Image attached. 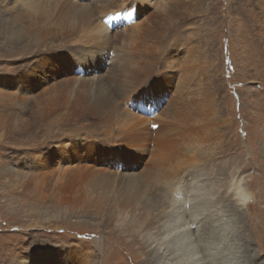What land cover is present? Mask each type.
<instances>
[{
  "label": "rangeland",
  "instance_id": "rangeland-1",
  "mask_svg": "<svg viewBox=\"0 0 264 264\" xmlns=\"http://www.w3.org/2000/svg\"><path fill=\"white\" fill-rule=\"evenodd\" d=\"M132 114L164 128L122 141ZM192 174L223 206L242 179L240 252L264 264V0H0V264H155Z\"/></svg>",
  "mask_w": 264,
  "mask_h": 264
},
{
  "label": "bare ground",
  "instance_id": "bare-ground-1",
  "mask_svg": "<svg viewBox=\"0 0 264 264\" xmlns=\"http://www.w3.org/2000/svg\"><path fill=\"white\" fill-rule=\"evenodd\" d=\"M134 98L136 106L143 107L141 105L143 98L137 96ZM132 115L138 119L132 123L124 122L117 129V135L122 141L138 142L142 137L151 134L148 123L158 124L156 121L146 120L144 116ZM163 128V125L158 124L154 131L159 132ZM31 155L33 154H27L29 165L35 168L36 159L30 157ZM236 172L238 173L237 170ZM33 177L30 176V178ZM17 178L23 182L25 176L17 175ZM234 178L230 180L231 183L223 194V196L231 195L233 199L231 205H221L224 197L221 196L220 190L208 188L206 178L197 174L190 175L185 188L175 184L166 190L168 195L174 199L166 215L170 223L167 226H161L163 230L159 236L148 234L144 238L155 264H254L251 255L245 254L244 256V253L240 252L243 240L241 234L245 230L244 226L237 223V221L242 222L240 215L242 210L246 209L251 194L242 185V179ZM177 193L182 196L181 200L174 197ZM186 198L189 203L186 202ZM185 202L189 204L188 209L185 208ZM148 211L138 204L119 207L114 213V222L117 226L127 229L135 226L141 227L144 224L143 220L149 215ZM224 211L227 213L226 218ZM230 220H233V223ZM193 223H197V226L192 230L190 225ZM230 223L236 228V232L227 230ZM22 226L31 228L38 227L40 224ZM209 256L213 257L211 261Z\"/></svg>",
  "mask_w": 264,
  "mask_h": 264
},
{
  "label": "snow or ice",
  "instance_id": "snow-or-ice-1",
  "mask_svg": "<svg viewBox=\"0 0 264 264\" xmlns=\"http://www.w3.org/2000/svg\"><path fill=\"white\" fill-rule=\"evenodd\" d=\"M152 127L153 128H156L157 125L153 124ZM176 198H177V200H181L182 199V196L179 193H177ZM212 259H213V257L209 256V260L211 261Z\"/></svg>",
  "mask_w": 264,
  "mask_h": 264
}]
</instances>
